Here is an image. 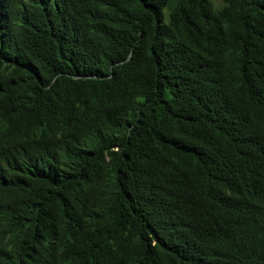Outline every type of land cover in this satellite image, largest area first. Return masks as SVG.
Here are the masks:
<instances>
[{"label":"trees","instance_id":"1","mask_svg":"<svg viewBox=\"0 0 264 264\" xmlns=\"http://www.w3.org/2000/svg\"><path fill=\"white\" fill-rule=\"evenodd\" d=\"M0 264H264V0H0Z\"/></svg>","mask_w":264,"mask_h":264},{"label":"rangeland","instance_id":"2","mask_svg":"<svg viewBox=\"0 0 264 264\" xmlns=\"http://www.w3.org/2000/svg\"><path fill=\"white\" fill-rule=\"evenodd\" d=\"M214 2V0H212ZM220 0H215V4H219ZM169 19V10L168 8L165 9V20L168 21Z\"/></svg>","mask_w":264,"mask_h":264}]
</instances>
